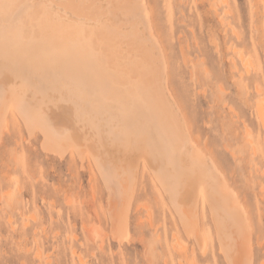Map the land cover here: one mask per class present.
Returning a JSON list of instances; mask_svg holds the SVG:
<instances>
[{
  "label": "rangeland",
  "instance_id": "rangeland-1",
  "mask_svg": "<svg viewBox=\"0 0 264 264\" xmlns=\"http://www.w3.org/2000/svg\"><path fill=\"white\" fill-rule=\"evenodd\" d=\"M147 1L168 56L169 87L184 106L191 135L202 153L210 151L206 156L217 161L250 214L240 255L252 253L250 264H264V0ZM116 13L109 17L120 19ZM117 22L110 23L125 21ZM58 124L73 125L64 118ZM37 130L30 137L17 119L2 129L0 264H227L209 204L197 207V227L207 237L201 250L142 164L126 237H112L106 190L91 155L84 151L80 162L71 146L62 158L48 153ZM91 148L128 163L109 144Z\"/></svg>",
  "mask_w": 264,
  "mask_h": 264
},
{
  "label": "bare ground",
  "instance_id": "bare-ground-1",
  "mask_svg": "<svg viewBox=\"0 0 264 264\" xmlns=\"http://www.w3.org/2000/svg\"><path fill=\"white\" fill-rule=\"evenodd\" d=\"M150 8L147 0H0V139L17 119L29 135L41 131L48 153L62 158L71 146L80 162L89 153L116 239L127 226L142 164L198 249L206 237L197 219L204 200L226 263L250 264L252 253L241 257L239 248L250 214L191 135L169 87L168 56ZM114 12L121 18L112 20ZM115 19L125 25L131 19L128 32L125 22L110 23ZM258 113L262 118L260 107ZM59 118L73 125H59ZM93 144L113 146L128 163L114 162Z\"/></svg>",
  "mask_w": 264,
  "mask_h": 264
}]
</instances>
